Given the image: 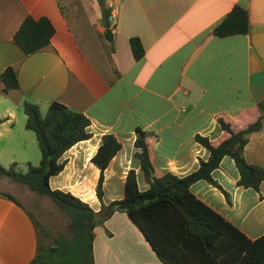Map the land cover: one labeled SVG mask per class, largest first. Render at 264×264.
I'll list each match as a JSON object with an SVG mask.
<instances>
[{"label": "crops", "instance_id": "0c3cea01", "mask_svg": "<svg viewBox=\"0 0 264 264\" xmlns=\"http://www.w3.org/2000/svg\"><path fill=\"white\" fill-rule=\"evenodd\" d=\"M105 3L110 16L103 22L95 0H0V74L11 67L18 83L4 93L0 81V161L35 158L30 148L36 138L25 130L24 101L42 114L53 102L82 113L90 121L91 138L64 153V169L49 186L95 212L101 207L95 194L99 169L90 160L103 136L121 144L104 171L103 204L108 205L122 198L131 169L139 188L148 187L134 157L137 130L157 139L151 149L154 169L184 177L207 160L209 153L196 137L217 139V116L242 122L256 115L255 105L264 99V0ZM235 5L247 12L248 33L214 37V27ZM28 16L45 17L54 27L49 45L32 54L13 40ZM131 38L144 50L139 60L132 56ZM244 158L264 169V123L250 136ZM212 177L229 203L205 181L193 184L191 193L248 239L264 235V181L259 193L238 187L237 169L227 157ZM3 193L10 194L0 191V264H29L54 242L24 205ZM92 251L94 264H161L122 212L94 229Z\"/></svg>", "mask_w": 264, "mask_h": 264}, {"label": "trees", "instance_id": "16d2710c", "mask_svg": "<svg viewBox=\"0 0 264 264\" xmlns=\"http://www.w3.org/2000/svg\"><path fill=\"white\" fill-rule=\"evenodd\" d=\"M95 1L100 8L102 21H107L110 9L105 0ZM212 33L217 38L246 35V10L239 5L233 6ZM53 35L54 27L47 18L34 20L28 16L20 24L13 40L25 54H32L48 46ZM129 45L133 58H142L144 50L139 39L131 38ZM0 81L4 93L18 87L11 67L1 72ZM22 111L25 129L35 135L40 160L36 166L28 164L25 173L17 170L16 163L8 167L0 165V179H8L32 194L46 198L67 222L65 230L57 234L44 229L54 246L35 255L29 264H94V229L102 226L115 212L127 215L161 264H264V235L255 240L248 239L190 191L193 184L205 181L219 189L229 203V195L212 177L221 160L227 157L237 169V186L259 193L260 184L264 181V169L246 162L244 148L250 136L262 129L264 99L255 105L256 115L247 116L242 122L217 116L219 137L215 140L196 137L197 143L209 153L207 160H200L198 169L184 177L156 171L152 165L151 149L157 139L150 133L137 130L134 157L139 162L148 187L139 188L137 175L131 169L125 177L122 198L108 205L103 204L104 171L121 144L111 135L103 136L90 160L99 169L95 188L96 197L101 203L98 212L71 193L53 190L49 186V179L64 169V153L75 144L91 138L88 118L57 102L51 103L42 114L36 104L24 101ZM3 195L18 204L10 194Z\"/></svg>", "mask_w": 264, "mask_h": 264}, {"label": "rangeland", "instance_id": "374dc122", "mask_svg": "<svg viewBox=\"0 0 264 264\" xmlns=\"http://www.w3.org/2000/svg\"><path fill=\"white\" fill-rule=\"evenodd\" d=\"M27 134H29V136L35 140L33 132L27 130ZM30 150L33 152V154H35V158L31 157L29 160H20L16 162L17 170L20 173H25L27 171L28 164L36 166L39 163L40 153L35 141L33 145L31 144ZM0 165L3 167H8L10 164L2 160L0 161ZM0 191H6L10 193L18 202L24 205L37 219L43 232L45 229L46 231L57 234L65 230L67 224L65 218L46 198H40L27 191L24 187L16 183H12L10 180L5 178L0 179Z\"/></svg>", "mask_w": 264, "mask_h": 264}]
</instances>
